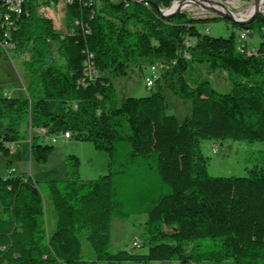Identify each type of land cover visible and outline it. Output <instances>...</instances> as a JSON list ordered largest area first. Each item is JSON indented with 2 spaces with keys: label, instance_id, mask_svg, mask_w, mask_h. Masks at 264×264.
Returning <instances> with one entry per match:
<instances>
[{
  "label": "trees",
  "instance_id": "16d2710c",
  "mask_svg": "<svg viewBox=\"0 0 264 264\" xmlns=\"http://www.w3.org/2000/svg\"><path fill=\"white\" fill-rule=\"evenodd\" d=\"M60 1L0 0V58L30 53L28 99L0 95V154L10 163V146L29 141L32 158L47 164L54 147L42 139L70 133L106 152L109 169L84 180L71 155L66 181L42 186L24 174L0 177V264H264V166L245 177H212L201 151L205 140L264 142V16L232 22L225 39L209 35L210 22L222 19L165 18L148 0H63L69 29L61 33L39 13ZM154 2L164 10L174 0ZM239 33L247 35L245 52ZM256 38L259 44L250 41ZM87 63L100 75H86ZM143 65L158 69L152 93L118 101L112 80ZM193 65L225 73L230 90L218 92L206 79L193 85ZM167 94L190 102L191 114L169 115ZM151 164L170 192L143 212L148 253H111L112 218L127 215L115 200L116 179ZM43 187L56 216L53 232ZM83 239L94 259L84 258Z\"/></svg>",
  "mask_w": 264,
  "mask_h": 264
},
{
  "label": "rangeland",
  "instance_id": "374dc122",
  "mask_svg": "<svg viewBox=\"0 0 264 264\" xmlns=\"http://www.w3.org/2000/svg\"><path fill=\"white\" fill-rule=\"evenodd\" d=\"M118 2L119 0H114ZM176 2L172 13L180 9V14L189 16L198 12L211 14L212 11H226L232 13L235 18L249 22L256 13V0H174ZM211 2V3H210ZM260 11L257 16H264V0H258ZM216 3V4H215ZM65 1L61 0L56 7H46L40 9L42 16L52 17L54 25L58 31L65 33L69 28L66 20ZM171 5V6H172ZM170 6V7H171ZM202 6V7H201ZM223 8V9H222ZM178 14V15H180ZM256 16V17H257ZM208 25L201 27L205 30ZM210 36L213 38H229L233 32L232 21L219 20L210 22ZM237 33V30H235ZM258 38L251 39L256 44ZM30 53L11 50L0 58V95L12 96L18 99H28V89L30 86V76L25 68V62L29 59ZM151 67L143 65L142 68L133 67L127 77L116 78L112 84L116 90V98L121 101L129 97H146L152 92L146 87L145 78L151 76ZM189 81L194 85L201 80H209L215 90L221 93L228 92L231 88L229 79L225 73L213 72L208 74L201 65H193L187 73ZM167 102L170 106L169 115H174L178 120L184 119L192 112L190 102L183 101L178 97L167 94ZM3 123L0 122V136L3 134ZM33 131L29 130V135ZM54 137L49 136L43 140V144L54 147V153L47 164H41L32 158L30 145L23 141L14 144L18 149V154L8 163L3 154H0V177H6L12 169L16 174H24L39 182L42 186L45 182H62L68 178L69 167L67 158L75 155L80 159L79 174L84 180H97L108 173L109 155L99 151L92 143L77 142L74 140H64L58 136L56 143L52 142ZM217 147V151H215ZM201 151L208 160V173L212 177H245L248 169L264 166V142L253 144L236 142L230 139L224 141L205 140L201 143ZM155 164L138 167L133 176H122L116 179L117 196L116 202L121 211L127 215L116 213L112 218L111 246L110 252L131 251L134 254L145 255L148 253L149 245L145 242V222L147 216L143 213L150 201L158 196L160 192L169 193L167 186H163L157 172ZM43 197L48 212V227L53 232L56 227V216L52 209V204L48 192L43 187ZM135 239L143 241V246L133 249L132 242ZM82 250L85 259H94L95 254L90 244L83 239ZM118 264H136L122 262ZM151 264H179L178 261L168 263ZM201 264H234L232 261L213 263L203 262Z\"/></svg>",
  "mask_w": 264,
  "mask_h": 264
},
{
  "label": "built area",
  "instance_id": "2783aa9c",
  "mask_svg": "<svg viewBox=\"0 0 264 264\" xmlns=\"http://www.w3.org/2000/svg\"><path fill=\"white\" fill-rule=\"evenodd\" d=\"M23 0H7V3L9 4H13L14 2H22ZM149 2H152L154 0H148ZM196 1V0H195ZM202 3L203 2H206V0H201ZM211 3V2H210ZM216 4V3H215ZM175 5H176V2L169 8H166L164 9L165 11L169 12V13H172L173 9L175 8ZM260 6V5H259ZM202 7V6H201ZM44 10V8H41ZM223 9V8H222ZM16 12H18L17 9H15ZM215 11V10H214ZM222 13L224 14H229L231 15L232 17H234V15L232 13H227L226 11H221ZM213 13V12H212ZM195 14H207L205 12H198L196 11L195 13L193 14H190V16H195ZM7 20V19H6ZM239 22H247V21H244L243 19H240L239 18ZM207 32H209V30H207ZM237 38H238V45H239V50L241 52H245V44L247 42V35L245 33H239L237 35ZM247 54H250V52H247ZM151 76H148L145 78V82H146V87L148 88V90L152 89L153 86H154V81L158 75V69L157 67H151ZM85 74L86 75H89V76H99L100 75V72L98 71V69L93 65V64H90V63H87L86 64V68L84 70ZM40 135H43V136H46V130H43V129H40L37 131ZM64 140H71V134L70 133H64V134H61L60 135ZM58 137V136H57ZM57 137H54L52 139V142L53 143H56L58 141V138ZM10 149L12 152L15 151V148H14V145H11L10 146ZM215 151H217V147H215ZM9 174H12V175H15L16 174V170L15 169H12ZM142 245V241L140 239H135L133 242H132V247L133 248H140Z\"/></svg>",
  "mask_w": 264,
  "mask_h": 264
},
{
  "label": "water",
  "instance_id": "95a60500",
  "mask_svg": "<svg viewBox=\"0 0 264 264\" xmlns=\"http://www.w3.org/2000/svg\"><path fill=\"white\" fill-rule=\"evenodd\" d=\"M151 4H152V6H153L155 9H157V11H159V12L163 15V17H165V18H168V17H174V16L180 14V9H181L180 7L182 6V5H181V6L179 7V10H178L177 12H175V13H169V12H167V11H165V10L160 9L154 1H152ZM259 9H260V7H259V2H258V0H256V10H255L256 13H255V15L253 16L252 20H250L249 22H238V23L241 24V25H242V24H246V23H251V22L256 18V16L258 15V13H259V11H260ZM212 12H213V13H216L217 17L220 18V19L235 22L234 18H233L231 15H229V14H224V13L219 12V11H212Z\"/></svg>",
  "mask_w": 264,
  "mask_h": 264
},
{
  "label": "bare ground",
  "instance_id": "6f19581e",
  "mask_svg": "<svg viewBox=\"0 0 264 264\" xmlns=\"http://www.w3.org/2000/svg\"><path fill=\"white\" fill-rule=\"evenodd\" d=\"M193 17H197V18H214V17H217V15H216V13H211V14H195V16H193ZM234 18V20H235V22H239V18L237 19V18H235V17H233Z\"/></svg>",
  "mask_w": 264,
  "mask_h": 264
},
{
  "label": "crops",
  "instance_id": "0c3cea01",
  "mask_svg": "<svg viewBox=\"0 0 264 264\" xmlns=\"http://www.w3.org/2000/svg\"><path fill=\"white\" fill-rule=\"evenodd\" d=\"M52 18V17H51ZM53 19V18H52ZM24 143H26V144H29V141H23ZM16 154H18V149L16 150L15 149V151L13 152V155H16Z\"/></svg>",
  "mask_w": 264,
  "mask_h": 264
}]
</instances>
